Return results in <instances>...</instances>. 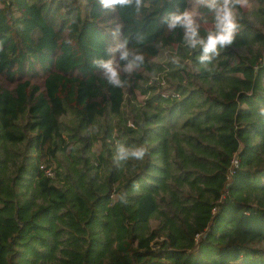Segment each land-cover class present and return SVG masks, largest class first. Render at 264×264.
I'll return each mask as SVG.
<instances>
[{"label":"trees","instance_id":"obj_1","mask_svg":"<svg viewBox=\"0 0 264 264\" xmlns=\"http://www.w3.org/2000/svg\"><path fill=\"white\" fill-rule=\"evenodd\" d=\"M1 1L0 264H264V0Z\"/></svg>","mask_w":264,"mask_h":264},{"label":"clouds","instance_id":"obj_2","mask_svg":"<svg viewBox=\"0 0 264 264\" xmlns=\"http://www.w3.org/2000/svg\"><path fill=\"white\" fill-rule=\"evenodd\" d=\"M137 4L140 3V0H136ZM105 6L111 5L113 8L117 5H128L132 3V0H103ZM246 3V0H223V4L217 6L216 0H211V7L216 11V20L218 31L215 33L209 34L207 41H198L197 40V26L193 19L192 14L185 12L180 15H174L171 19L169 27L175 28L180 25L185 28V35L190 46L195 47L197 43H202L204 47V55L201 57L202 60L210 59L211 53H215L217 46H223L230 44L234 37V32L236 28L233 4ZM129 57V51L127 48H124V51L121 54V59L127 60ZM143 57L137 55L135 57L136 61L142 60ZM102 67L104 69L105 75L109 81L115 85H120V75L117 67L114 66L113 61H103ZM135 66L134 62H130L125 71L131 72ZM146 149L144 147H138L133 149H127L123 146L120 147L118 158L120 160H127L129 158L142 159L145 155Z\"/></svg>","mask_w":264,"mask_h":264},{"label":"rangeland","instance_id":"obj_3","mask_svg":"<svg viewBox=\"0 0 264 264\" xmlns=\"http://www.w3.org/2000/svg\"><path fill=\"white\" fill-rule=\"evenodd\" d=\"M2 3H3V2L0 0V6H2ZM243 5H245L246 7H250L251 3H248V2L246 1V3H244ZM204 25H205L207 28L212 29V28L216 25V23L206 22V23H204ZM97 148H98V147H97Z\"/></svg>","mask_w":264,"mask_h":264},{"label":"built area","instance_id":"obj_4","mask_svg":"<svg viewBox=\"0 0 264 264\" xmlns=\"http://www.w3.org/2000/svg\"><path fill=\"white\" fill-rule=\"evenodd\" d=\"M235 162H236V161H235ZM47 172H48L49 174H51V175L53 174V171H51V170H48Z\"/></svg>","mask_w":264,"mask_h":264}]
</instances>
